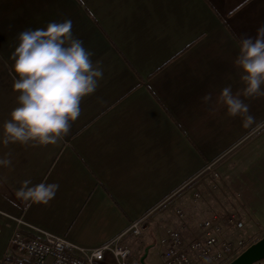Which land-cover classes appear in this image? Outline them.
<instances>
[{
	"label": "crops",
	"instance_id": "obj_1",
	"mask_svg": "<svg viewBox=\"0 0 264 264\" xmlns=\"http://www.w3.org/2000/svg\"><path fill=\"white\" fill-rule=\"evenodd\" d=\"M66 18L100 61V86L57 144L5 146L3 124L17 106V34ZM261 27L264 0H0V158L10 152L12 160L0 166V260L17 230L94 249L149 211V231L121 243L131 258L164 264L160 239L168 228L195 237L193 215L178 206L180 220L164 210L174 196L182 201L186 186L210 177L206 166L216 173L256 134L217 100L226 86L234 94L243 88L234 63L240 38L256 37ZM206 92L213 93L210 105L200 101ZM245 102L264 119V98ZM25 180L59 189L47 205L25 202L16 196ZM98 264L119 262L105 252Z\"/></svg>",
	"mask_w": 264,
	"mask_h": 264
},
{
	"label": "clouds",
	"instance_id": "obj_2",
	"mask_svg": "<svg viewBox=\"0 0 264 264\" xmlns=\"http://www.w3.org/2000/svg\"><path fill=\"white\" fill-rule=\"evenodd\" d=\"M72 29V20L66 18L50 21L43 28L29 27L18 32L11 57L17 106L3 124V145L57 144L70 134L72 123L81 116L83 100L100 86L104 76L101 63L93 61L94 53ZM257 33L256 37L245 34L240 38L234 61L243 88L234 94L232 87L226 86L217 100L226 106L228 116L242 118V126L254 133L264 131V119L257 120L245 100L264 98V27ZM200 101L210 105L213 93L206 92ZM11 164L10 152L0 158V166ZM58 189V183L33 185L25 180L16 196L25 202L47 205ZM204 264H209L207 258Z\"/></svg>",
	"mask_w": 264,
	"mask_h": 264
},
{
	"label": "built area",
	"instance_id": "obj_3",
	"mask_svg": "<svg viewBox=\"0 0 264 264\" xmlns=\"http://www.w3.org/2000/svg\"><path fill=\"white\" fill-rule=\"evenodd\" d=\"M212 168L213 164H209L203 173H209L216 180L218 174ZM194 197L200 198L201 194L195 192ZM153 212H147L115 238L94 249L82 248L49 234L36 237L17 230L0 264H98L105 252H111L119 264H141L131 258V249L121 243L127 237L138 238L148 232ZM176 216L183 220L184 212L178 209ZM197 228L198 234L191 239L185 238L180 230H165L160 239L164 264H204L205 258L209 264H228L247 248L240 235L244 224L232 213L213 212ZM255 264H264V259Z\"/></svg>",
	"mask_w": 264,
	"mask_h": 264
},
{
	"label": "rangeland",
	"instance_id": "obj_4",
	"mask_svg": "<svg viewBox=\"0 0 264 264\" xmlns=\"http://www.w3.org/2000/svg\"><path fill=\"white\" fill-rule=\"evenodd\" d=\"M216 169V180L203 174L186 186L183 203L174 196L164 213L177 217L182 206L199 222L213 212L232 213L243 222L240 235L249 247L264 237V131L232 150ZM196 191L200 198L194 197Z\"/></svg>",
	"mask_w": 264,
	"mask_h": 264
},
{
	"label": "water",
	"instance_id": "obj_5",
	"mask_svg": "<svg viewBox=\"0 0 264 264\" xmlns=\"http://www.w3.org/2000/svg\"><path fill=\"white\" fill-rule=\"evenodd\" d=\"M145 257L140 259L144 264ZM264 259V237L247 247L241 254L228 264H255Z\"/></svg>",
	"mask_w": 264,
	"mask_h": 264
}]
</instances>
